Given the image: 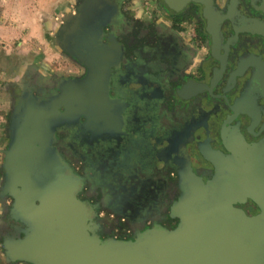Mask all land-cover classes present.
<instances>
[{
    "label": "flooded vegetation",
    "instance_id": "obj_1",
    "mask_svg": "<svg viewBox=\"0 0 264 264\" xmlns=\"http://www.w3.org/2000/svg\"><path fill=\"white\" fill-rule=\"evenodd\" d=\"M75 18L81 59L67 50ZM38 21L49 47L42 58L61 63L26 57L3 82L9 110L0 133L1 264H19L1 246L3 234H25L9 213L13 197L1 193L13 98L23 89L34 96L57 91L66 79L82 82L80 99L70 104L62 96L54 104L60 121L51 143L82 181L76 196L92 210L90 234L134 239L157 224L175 228L174 206L195 176L235 187L233 205L260 212L264 0H56ZM98 43L106 55L93 81L105 83V94L91 97L87 64L99 63Z\"/></svg>",
    "mask_w": 264,
    "mask_h": 264
},
{
    "label": "water",
    "instance_id": "obj_2",
    "mask_svg": "<svg viewBox=\"0 0 264 264\" xmlns=\"http://www.w3.org/2000/svg\"><path fill=\"white\" fill-rule=\"evenodd\" d=\"M80 22L78 18L71 22L73 43L67 49L79 59ZM98 46L101 50L94 59L99 63L87 64L92 71L85 90L91 97L96 90L105 94V83L93 81L99 78L96 71L102 69L106 55L105 45ZM24 62L28 60L20 59V66ZM81 84L66 79L57 91L42 90L34 96L23 89L13 98L9 141L2 149L1 193L13 197L9 213L25 225V234L15 238L3 234L1 246L11 260L19 264H264V197L256 200L260 212L248 215L228 196L235 187L203 177L195 176L196 184L175 204L180 218L175 228L157 224L134 239H100L90 234L87 222L92 210L76 196L82 181L51 143L60 121L54 104L62 96L67 103L78 102Z\"/></svg>",
    "mask_w": 264,
    "mask_h": 264
},
{
    "label": "rangeland",
    "instance_id": "obj_3",
    "mask_svg": "<svg viewBox=\"0 0 264 264\" xmlns=\"http://www.w3.org/2000/svg\"><path fill=\"white\" fill-rule=\"evenodd\" d=\"M56 0H0V133L7 128L5 114L9 101L3 99V82L12 66L26 57H40L48 64L54 58L53 67L59 63L48 54L49 47L40 32V22L47 6ZM40 15V16H39ZM62 65V64H61Z\"/></svg>",
    "mask_w": 264,
    "mask_h": 264
},
{
    "label": "crops",
    "instance_id": "obj_4",
    "mask_svg": "<svg viewBox=\"0 0 264 264\" xmlns=\"http://www.w3.org/2000/svg\"><path fill=\"white\" fill-rule=\"evenodd\" d=\"M47 11V10H46ZM1 264V263H0Z\"/></svg>",
    "mask_w": 264,
    "mask_h": 264
},
{
    "label": "trees",
    "instance_id": "obj_5",
    "mask_svg": "<svg viewBox=\"0 0 264 264\" xmlns=\"http://www.w3.org/2000/svg\"><path fill=\"white\" fill-rule=\"evenodd\" d=\"M6 116V115H5ZM8 117V116H7Z\"/></svg>",
    "mask_w": 264,
    "mask_h": 264
}]
</instances>
